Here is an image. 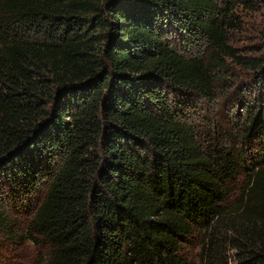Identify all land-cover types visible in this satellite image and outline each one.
<instances>
[{"label": "trees", "instance_id": "trees-1", "mask_svg": "<svg viewBox=\"0 0 264 264\" xmlns=\"http://www.w3.org/2000/svg\"><path fill=\"white\" fill-rule=\"evenodd\" d=\"M221 15L213 0H0V234L20 204L37 264H264L262 99L235 128L249 165L169 99H212L226 60L264 69Z\"/></svg>", "mask_w": 264, "mask_h": 264}, {"label": "rangeland", "instance_id": "rangeland-1", "mask_svg": "<svg viewBox=\"0 0 264 264\" xmlns=\"http://www.w3.org/2000/svg\"><path fill=\"white\" fill-rule=\"evenodd\" d=\"M213 1L222 14L220 21L227 25V44L234 50V54L264 60V0ZM173 36L176 35L167 36L170 45L183 52L184 47L180 45L179 38ZM225 66L226 71L219 74L213 84L212 99L181 94H169V99L176 107L183 104L184 113L189 116L188 122L193 125L200 140L204 142L208 135L222 139L227 137L237 150L241 149L246 158L245 164L249 165L257 160V151L254 146L241 144L240 133L235 128L241 126L245 109L255 99H262L264 103V69L254 72L237 67L230 60L225 61ZM8 212L10 220L15 224V234L11 238L0 234V264L41 263L45 257V247L32 243L22 235L29 209L19 204L10 207ZM193 246L184 248L190 257L196 251Z\"/></svg>", "mask_w": 264, "mask_h": 264}]
</instances>
